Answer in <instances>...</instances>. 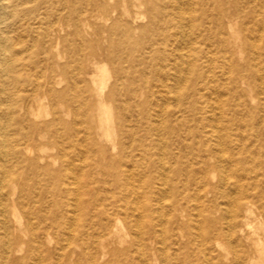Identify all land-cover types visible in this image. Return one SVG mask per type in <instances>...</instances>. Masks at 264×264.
Listing matches in <instances>:
<instances>
[{
    "label": "rangeland",
    "instance_id": "1",
    "mask_svg": "<svg viewBox=\"0 0 264 264\" xmlns=\"http://www.w3.org/2000/svg\"><path fill=\"white\" fill-rule=\"evenodd\" d=\"M0 13V264L43 262L46 246L65 245L71 216H116L112 246L123 248L140 214L186 222L192 238L209 233L211 264H264V0H0ZM120 69L134 98L91 107ZM8 103L38 113L7 122ZM51 120L48 133L25 137L31 122ZM243 195L251 212L240 221ZM168 228L142 236L143 254L133 243L118 258L170 264Z\"/></svg>",
    "mask_w": 264,
    "mask_h": 264
},
{
    "label": "bare ground",
    "instance_id": "2",
    "mask_svg": "<svg viewBox=\"0 0 264 264\" xmlns=\"http://www.w3.org/2000/svg\"><path fill=\"white\" fill-rule=\"evenodd\" d=\"M0 15H1V13H0ZM216 24H220V23L217 22ZM178 43L180 44V42H178ZM250 46L256 49V44H254V42L251 43ZM0 49L2 50L3 48H0ZM188 49H191V48L189 47ZM0 55H2V54H0ZM177 66H178V64H177ZM7 67H8V61H6L3 56H1L0 57V72H2V71L5 72ZM236 68H237V70H235L236 73H239V72H241L243 70V68L241 66H237ZM123 71H124L123 69H120V71H118V73H115L114 80L110 84L108 92L104 95V97H103L104 99L96 98V99L90 100L88 102V104L91 107H93L96 104H98V108H103L104 105L102 104V101L103 100H111V101H113L114 99H116L115 98L116 95L122 96V98L125 99L126 101L128 99H133L134 98L133 94H135V90H132L130 88H124V90H121L123 88V87L121 88V84H122L123 80H126L128 82V84H130L131 81H132V80H129L130 78L128 77V75L126 76V74H124L125 71L124 72ZM256 72H258V74H260L258 67H257V71ZM103 78L104 77L101 78L99 87H102L103 84L105 83V80H103ZM183 78L184 77H182V79ZM4 79H5V77H4ZM118 84H120V85H118ZM3 87L4 86H2L0 84V92L1 93H5V90H4ZM37 88H38V85L34 86V88H33V92H34L33 96H35L37 94L36 93L37 92ZM62 93H63V89H60V90L57 91V90H54L52 88H48L46 90V94L48 95V97H52L55 94L57 97H60L59 101L63 100L62 99ZM22 96L19 95L20 98ZM19 104L20 103H18L17 105H14V104L12 105L10 103L5 104V110H4L5 115L3 116L5 121H7V122L15 121L16 124H18V123L20 124L24 119L27 120V118L25 117V112L37 115L38 112L32 111V109H30L31 108L30 106H28L29 110L25 111V107L21 108V107H19ZM0 118H2V116ZM57 119H58L57 122L61 123V120L59 118H57ZM126 120H127V118H126ZM52 122H53L52 120L51 121H44V122H41V123L31 122V126H30L31 130L28 131L29 133L26 132L25 137H27L28 140H30V142H31L36 136L41 135L42 133H48L51 124H53ZM215 125H217V124H215ZM214 133H215V130H211L210 131L211 135H214ZM218 135H220V134H218ZM121 139H123V138H121ZM28 146L29 147H26V150H27L28 153H30V151H31L30 150V145H28ZM83 148H84V146H83ZM160 148H162V147H160ZM97 149L100 152H102V153L104 152V149L102 147H100V146H98ZM3 154L5 155V154H7V152L5 151V153L3 152ZM40 156H42V154L41 155L40 154H35L30 159V163L35 165ZM40 158L42 159L43 157H40ZM79 162H80V160H79ZM106 166L107 165H103L102 168L104 169V168H106ZM44 169L47 171V170H49V167L47 165H44ZM4 170H5V168H4ZM6 171H5V173H6ZM220 171L222 172V169ZM130 172L132 173V171H130ZM128 177H130V176H128ZM132 189L133 188L127 189L125 193L128 194V195H131V194L136 195V193ZM14 190H13V192H14ZM228 190H230V189H228ZM258 197H259V199L264 198V197H262V195H258ZM77 198H78V196H77ZM250 202H251V199H249L246 195H243L242 198L240 199V201L238 200L236 202V205H237L238 210H239L238 217L240 218V221H241V218L243 216H245L247 213L251 212ZM91 203H93V202L90 201V200H87L84 203L85 204V208H86V206L88 204H91ZM122 203H123V201H122ZM73 204H74L75 208H80L81 207L79 200L76 199V198H75V201H74ZM85 208H84V212L86 210ZM86 212L88 213V211H86ZM112 216H114V215H112ZM112 219L113 218L110 215H107L103 219H98L96 216L95 217L87 216L86 219L82 218L81 216L80 217L79 216H71V219H70L71 221H68V223L66 222V225L62 229L66 233V235H65V238H66L65 245H59L58 243H55L53 246L52 245L51 246H46L45 253H46L47 256H46L45 260L42 262V258H41V255H40V257H38V258H36L34 260L33 264H131L132 260H135L136 264H148V262L144 258L136 259V258L125 256L123 259H120V258H118L117 255L119 254V252L120 253L121 252L124 253L127 250H129L130 247L133 245V243H135L137 245V248L139 249L138 252L143 254V250H142L143 243H142V240H141L142 236L144 235L145 239L148 240V239L152 238L153 235L163 234L164 229L166 227V224L169 225L168 235H167L166 238L165 237L160 238L161 239L160 242L163 243V244H166L167 248H169V250L171 252L170 264H211V255H210V253H209V251L207 249L208 245H205V242H207V243L210 242L211 239H212L211 238L212 236H210L209 233H205L206 231L204 233H201V234L199 233V234L196 235L195 238H192L191 234H190V231L188 229V226L186 225V222L178 221L174 217H171V216L170 217H166V218H161V217L156 216V217L152 218V217H145V216H142L140 214L136 218L129 217V220L126 222L127 226L130 227L132 230L130 231L131 234H130L129 231H126L124 236L128 234L132 241L127 246H124L123 248L117 249V248L112 246L113 245V239L111 238V236H112L111 234L114 232V228H113L112 225L118 226V224L121 225V222H120L119 219L116 218V216H115L114 223H112ZM52 220H53L52 222L56 223L54 226H56V227L59 226L60 227V223L57 224L59 221L56 222L54 219H52ZM61 222H65V221H61ZM201 222L202 223L204 222V224L207 225L208 229L209 228L211 229L212 227H215L217 221L214 218H208L207 216L206 217L202 216ZM240 225H242V223ZM29 226H30V224H29ZM51 227L52 226L48 227L45 230V232H46L45 234L46 235L49 234L48 235L49 238H50L49 229ZM253 233H254V231H253ZM87 234H91V237H90V239L88 241H87V238L84 237ZM217 234H219V232H217ZM246 234H247V232H246ZM180 237H184V239H182ZM89 242H91L93 244V247H95V249L92 250V251L89 250L88 247H87V244ZM37 251H39V248L37 249ZM52 252H54V254H55L54 257H52V255H51ZM106 255H107L106 258L102 257V256H106ZM37 256H38V253H37ZM246 256L245 257H246L247 264H252V256H248V255H246ZM7 257H9L8 254H6V258ZM21 258L22 257L14 258L13 261L10 264H27ZM215 258H216V262L218 264H224L221 261V259H222L221 255H217V256H215ZM3 261H4V263H6V260H3ZM236 262H237V264H240L241 260H236Z\"/></svg>",
    "mask_w": 264,
    "mask_h": 264
}]
</instances>
